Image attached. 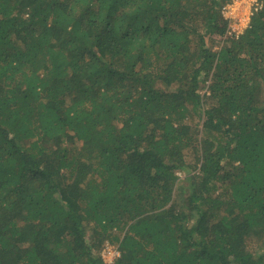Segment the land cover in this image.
<instances>
[{
    "label": "trees",
    "instance_id": "trees-1",
    "mask_svg": "<svg viewBox=\"0 0 264 264\" xmlns=\"http://www.w3.org/2000/svg\"><path fill=\"white\" fill-rule=\"evenodd\" d=\"M230 2L0 0V264H264V0L214 50Z\"/></svg>",
    "mask_w": 264,
    "mask_h": 264
},
{
    "label": "rangeland",
    "instance_id": "rangeland-1",
    "mask_svg": "<svg viewBox=\"0 0 264 264\" xmlns=\"http://www.w3.org/2000/svg\"><path fill=\"white\" fill-rule=\"evenodd\" d=\"M251 1L252 0H231L230 3L225 5H228L232 11L231 16L234 18L231 19V23L229 24L235 26L234 31L241 33L244 30L246 17H250V12L252 11V9L250 11V8L252 7ZM229 31L231 32H228L227 30L225 35L221 38L214 37L211 41H208L207 44L214 50L219 49L226 39L236 37L231 28ZM182 177L183 175H180V178ZM116 251L118 250L115 248V245L106 243L101 249L100 254L105 263L112 264L115 257L118 256Z\"/></svg>",
    "mask_w": 264,
    "mask_h": 264
},
{
    "label": "built area",
    "instance_id": "built-area-1",
    "mask_svg": "<svg viewBox=\"0 0 264 264\" xmlns=\"http://www.w3.org/2000/svg\"><path fill=\"white\" fill-rule=\"evenodd\" d=\"M251 2H252V7L250 8V11H251V9H252V11L250 12V15L253 13V11H256L262 5L261 0L260 1L259 0H252ZM222 13L229 20V23H231V19L234 18V17L231 16L232 11H231V9H230V7L228 5L223 7ZM249 18L250 17H248V16L246 17L245 27H247V24L249 23ZM229 23H228V29H227L228 32H231V31H229L230 28H231V30L233 31V34L235 36L239 35L240 33L238 31L237 32L234 31L235 30V26L234 25H230ZM116 253H117V255H119L118 251H116Z\"/></svg>",
    "mask_w": 264,
    "mask_h": 264
}]
</instances>
